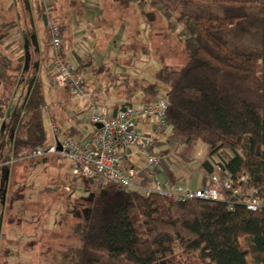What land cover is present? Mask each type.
<instances>
[{"label": "trees", "instance_id": "1", "mask_svg": "<svg viewBox=\"0 0 264 264\" xmlns=\"http://www.w3.org/2000/svg\"><path fill=\"white\" fill-rule=\"evenodd\" d=\"M115 1L139 10L159 8L172 18L168 30L183 32L186 64L180 69L162 65L153 83L135 85L141 93L136 103L154 101L164 92L168 137L176 151L188 156L197 144L204 145L208 157L232 151L227 171L248 174L264 200V0ZM13 27L5 24L0 31ZM5 38L0 36V42ZM91 59L77 58L76 72L82 75ZM0 64L5 71L10 66L7 59ZM28 85L22 110L11 117L13 160L47 146L40 82ZM8 103L0 97V118ZM29 161L47 164L50 159ZM202 168L208 175L205 162ZM92 183L97 190L106 188L70 228L77 245L59 252L58 264H173L169 259L176 252L194 254L197 264H264V208L253 213L242 206L229 211L221 202L171 203L156 194L145 197L114 184L97 188Z\"/></svg>", "mask_w": 264, "mask_h": 264}, {"label": "rangeland", "instance_id": "2", "mask_svg": "<svg viewBox=\"0 0 264 264\" xmlns=\"http://www.w3.org/2000/svg\"><path fill=\"white\" fill-rule=\"evenodd\" d=\"M5 1L8 0H0V6ZM11 1V17L19 25L20 36L32 47L46 49L49 34L40 12L42 7L52 3L48 0ZM70 1L78 2L77 8L67 9L75 12L68 15V29L62 30L73 40L74 47L83 49L84 57L93 59L95 71H85L83 79L88 95L89 88L92 91L96 85L99 86L104 104H116L115 107L129 102L134 104L141 97L135 85L153 83L154 73L162 65L180 69L186 64L181 44L183 32L168 30L167 23L172 18L159 8L149 5L139 10L134 4L124 6L115 0ZM61 3L53 4L54 11L48 15L43 8L46 21L60 24L58 15L64 11ZM7 21L14 26L10 19L0 17V24ZM8 33L6 30L1 33L6 37L0 42L3 56L11 55L4 50V46L12 40ZM14 47L17 48L16 43L11 48ZM18 53L23 54L25 59L29 57L24 50ZM63 55L66 56L65 53ZM37 78L48 105L51 102L49 97L57 90L48 83L43 72H39ZM25 79L23 77L14 88L5 114L15 108L22 110L29 94V86L24 85ZM94 80H97L95 85ZM10 94V90L4 89L0 97L10 98ZM162 94L164 92L161 91ZM43 115L46 138L50 143L51 131L45 113ZM3 117L0 118V125L3 124ZM7 143L10 147L12 137ZM172 147L175 148V145ZM175 149L173 154L169 152L168 155L179 159L181 167L188 168V172L198 170L196 165L202 164L206 156L204 145L197 144L188 156L198 163L186 165L187 155ZM54 156H48L50 162L47 164L30 163L24 158L13 160L10 154L6 158L13 161L11 166H1L4 159L0 161V264H58V253L77 245L69 233L70 228L81 221L91 198L104 192L106 187L95 189L92 179L73 177L70 161L64 157L55 160ZM173 173L177 171L170 168L163 176ZM163 179L167 180L166 177ZM169 260L173 264H197L194 254L181 252H176ZM248 263L251 264L249 260Z\"/></svg>", "mask_w": 264, "mask_h": 264}, {"label": "built area", "instance_id": "3", "mask_svg": "<svg viewBox=\"0 0 264 264\" xmlns=\"http://www.w3.org/2000/svg\"><path fill=\"white\" fill-rule=\"evenodd\" d=\"M53 11V4L45 7L46 15ZM46 27L52 50L47 73L48 83L56 90L66 92L75 101L87 102L81 115L92 127V131L80 141L67 137L59 146L52 144L35 149L24 159L59 155L70 161L73 177L92 179L97 188L104 184H114L125 193H137L145 197L156 194L171 203L192 200L221 202L227 205L229 211H233L235 206H242L253 213L264 208V200L252 185L250 176L246 173L235 176L227 171L225 164L234 158V153L230 150H220L211 157L204 156L203 162L210 172L205 175V184L199 188H194L189 183L164 180L163 174L170 168L182 174L185 181L190 179L191 174L186 170L188 168L181 167L176 157L155 152L154 136L163 137L169 133L166 124V95L162 94L148 103H123L115 108L91 103L83 76L76 72L75 65L63 55L60 26L47 20ZM76 56H85L82 48L77 50ZM144 122L152 127L151 133L139 130V125ZM133 155L142 160L141 165L129 166ZM239 155L242 156L240 153ZM187 157L186 165L198 163L196 159ZM196 168L204 173L202 164L198 163Z\"/></svg>", "mask_w": 264, "mask_h": 264}, {"label": "crops", "instance_id": "4", "mask_svg": "<svg viewBox=\"0 0 264 264\" xmlns=\"http://www.w3.org/2000/svg\"><path fill=\"white\" fill-rule=\"evenodd\" d=\"M48 1L51 2L52 4H56L59 1L62 2L61 7H62V10L64 11L62 13H59V15L57 14L58 21L60 22L59 25L61 28L62 51L63 53L66 54L65 57L68 60H70L77 69L78 65H77L76 60L78 57L76 56V52L78 49H81V48L74 47L73 40L68 38L66 36L68 33L66 34L65 32L63 33V30L66 31V29H68V24L70 21L68 18L69 17L68 15H72L73 12H75V10L71 12L70 10H67V9L71 7L76 9L78 2L70 1V0L68 2L67 1L65 2L64 0L63 1L62 0H48ZM10 2L13 3V1L8 0V1H5L3 4H1L0 6V17L3 20H5L6 18L8 20L10 19L11 20L10 22L14 23V27L12 29H9L8 31L9 32L8 34L11 35L12 40L10 41L8 45L4 46L5 47L4 50L11 55L3 56L2 53L0 52V63L2 61L4 62V60L7 59L9 61L8 65H10L5 71L2 68V65L0 64V93L4 89L10 90L11 91V94L9 95L10 98H6L8 101L12 99L14 88L18 85V83L22 82L23 77L26 78L24 85H27V86H29L28 84H31L33 81L38 80L37 76L39 72H43V74L47 78L48 68L50 66L51 56H52V50L50 48L49 37H47L46 39L47 47L46 49L45 47H43L45 49L43 50V48L37 49V48L32 47L31 44L25 41L24 37L20 36V30H18L19 25L14 21L13 17H11L12 15L10 11V6H11ZM80 4L83 7L85 6V4L83 3H80ZM150 6L154 7L152 5ZM43 8L45 7H42L41 12H40V17L42 21L44 22L43 20L44 15L42 12ZM57 10L58 9H56V11ZM95 20H96V17H95ZM7 23L8 21L3 22L2 24H0V26H3ZM94 23L95 22H93V24ZM45 28H46V25H45ZM46 31H47V28H46ZM1 33L2 31H0V36H5L4 34H1ZM64 35H65V39H64ZM15 43H16L17 48L15 47L11 48L13 45H15ZM20 50H24L25 53L29 55L28 59H25L23 57V54L20 55L18 53ZM86 58L87 56L83 58L81 57L80 59H86ZM24 68H27V69L24 70ZM93 69H94V62L92 60L91 66L89 68H86L83 71L82 76L85 71L94 72L95 70ZM96 82L97 80H94L93 84L95 85ZM89 91L90 92H89L88 98L91 103L99 105V106L115 108L116 104L107 105L102 102L103 92L99 88L98 85H96L94 89H92V91H91V88H89ZM49 98H50L49 101L51 102L50 104L47 105V103H45V100H44L45 107L42 112L43 114L45 113V117H47L48 119V125L51 131V140H50V143H48L47 141V146L52 145V144L58 145L63 139L67 137H71L75 139L76 141H80L92 131V127L89 126L85 122L84 118L81 115L83 110L87 106V102L75 101L72 98H70V96L66 92L60 91V90H57L56 93L51 95ZM17 111L20 112L21 110H19L18 108H15L9 111L7 114H5V111H4L5 115L3 117V124H1L2 127L0 125L1 127L0 128V144H2L1 142L3 140L4 142L3 145L5 147L4 149H2V153H3L2 157L4 161H7V162L9 160H7L6 157L9 156L10 154L9 153L10 147L7 142H8L9 137L13 138V126L11 125V122H12L11 117ZM43 114H42V123H43V116H44ZM53 127H56V129H53ZM138 128L143 133H151L152 131V127L146 122L141 123ZM154 138L156 141V146H155L156 153L160 155H164V156L165 155L168 156L169 152L173 154L175 148H173L172 146L174 144L169 139L168 135L166 136V138H162V137L159 138L156 136H154ZM141 163H142V160L138 159L135 155H133L131 159L129 160V166L131 167L139 166L141 165ZM190 173H191L189 175L190 179L187 181H185V179L182 178L183 177L182 174H179V173L164 175L163 177H166L167 179L166 181H169L171 183H189L194 188H199L200 186H203L205 184L206 177L204 173L196 169L191 170Z\"/></svg>", "mask_w": 264, "mask_h": 264}, {"label": "water", "instance_id": "5", "mask_svg": "<svg viewBox=\"0 0 264 264\" xmlns=\"http://www.w3.org/2000/svg\"><path fill=\"white\" fill-rule=\"evenodd\" d=\"M43 20H44V25H46V20H45V18H43ZM58 150H59V148H58Z\"/></svg>", "mask_w": 264, "mask_h": 264}]
</instances>
